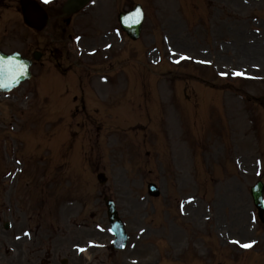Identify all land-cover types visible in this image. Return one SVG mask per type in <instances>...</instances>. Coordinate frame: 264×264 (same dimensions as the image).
Segmentation results:
<instances>
[{"label": "rangeland", "instance_id": "1", "mask_svg": "<svg viewBox=\"0 0 264 264\" xmlns=\"http://www.w3.org/2000/svg\"><path fill=\"white\" fill-rule=\"evenodd\" d=\"M135 3L139 38L115 35ZM6 12L4 50L52 33L82 53L72 79L36 67L0 96V264H264L249 195L264 181V0H93L44 32ZM103 195L124 250L105 248Z\"/></svg>", "mask_w": 264, "mask_h": 264}, {"label": "water", "instance_id": "2", "mask_svg": "<svg viewBox=\"0 0 264 264\" xmlns=\"http://www.w3.org/2000/svg\"><path fill=\"white\" fill-rule=\"evenodd\" d=\"M88 0H68V2L65 4L64 10L65 12H71V11H76L80 7H82ZM21 11L24 15V20L25 22L33 27H36L37 29H40L46 19L45 15L41 11V9L36 6L35 3L29 1V0H22L21 1ZM119 21L122 24L123 29L126 31V33L131 37V38H136L139 34L140 31V26L142 22V14L140 11L139 6H137L134 10L131 12L125 13V14H120L119 16ZM13 59L17 62V64L23 66V71L19 75L18 79H16L13 82H8V86L4 87L3 83L0 82V91H7L11 89L12 87L16 86L20 81L24 80L25 78H28L30 76L29 73V65L30 61L27 59L23 58L20 56V54L14 52L11 54H4L0 52V59L7 60V59ZM98 178L100 182H103L105 180L104 176L102 174L98 175ZM263 191V186L261 183L256 184L252 188V196L255 201V204L259 208V215L262 216V203H261V195ZM107 205V214L109 216V219L112 220L113 218L116 217V212L114 209V206L111 202L106 201ZM114 232L118 238V240L124 241L125 235L123 231L121 230L120 225H118V222L115 224Z\"/></svg>", "mask_w": 264, "mask_h": 264}, {"label": "snow or ice", "instance_id": "3", "mask_svg": "<svg viewBox=\"0 0 264 264\" xmlns=\"http://www.w3.org/2000/svg\"><path fill=\"white\" fill-rule=\"evenodd\" d=\"M185 57H181L184 59ZM23 71V66L17 64V62L11 58L7 60L0 59V82L4 87L8 86V82H13L18 79L19 75ZM223 74V73H222ZM234 75H243V73L234 72ZM239 243V241H237ZM243 247H251V243H245ZM83 251V249H81Z\"/></svg>", "mask_w": 264, "mask_h": 264}, {"label": "flooded vegetation", "instance_id": "4", "mask_svg": "<svg viewBox=\"0 0 264 264\" xmlns=\"http://www.w3.org/2000/svg\"><path fill=\"white\" fill-rule=\"evenodd\" d=\"M0 1H7V0H0ZM12 0H10L11 2ZM58 2L55 3L54 6H57ZM57 17L60 18V15L57 14ZM43 48V47H42ZM42 57H41V61H39L40 64H45L46 62L49 63L50 61L55 63L59 69L61 70H65L66 69H71L72 65L71 64H67L65 67L62 66L64 64L63 61H61L63 55L62 52H60L59 48H54V49H50L48 45L44 44V48L42 49ZM61 57V59H58L57 57ZM37 64V63H36Z\"/></svg>", "mask_w": 264, "mask_h": 264}]
</instances>
